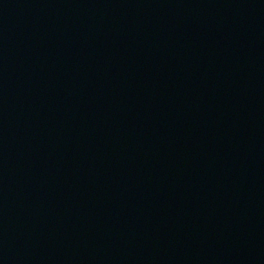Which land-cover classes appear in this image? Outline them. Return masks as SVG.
Masks as SVG:
<instances>
[{"label":"water","instance_id":"95a60500","mask_svg":"<svg viewBox=\"0 0 264 264\" xmlns=\"http://www.w3.org/2000/svg\"><path fill=\"white\" fill-rule=\"evenodd\" d=\"M0 264H264V0H0Z\"/></svg>","mask_w":264,"mask_h":264}]
</instances>
